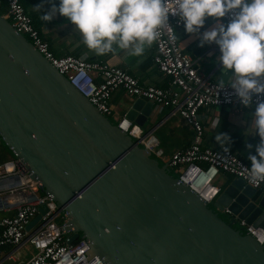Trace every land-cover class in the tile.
<instances>
[{
	"label": "water",
	"instance_id": "water-1",
	"mask_svg": "<svg viewBox=\"0 0 264 264\" xmlns=\"http://www.w3.org/2000/svg\"><path fill=\"white\" fill-rule=\"evenodd\" d=\"M152 110L136 98L126 117L143 126ZM0 137L67 214L71 241L86 238L106 264H264V246L233 225L264 229V195L235 178L213 210L1 13ZM227 210L229 222L219 214Z\"/></svg>",
	"mask_w": 264,
	"mask_h": 264
},
{
	"label": "built area",
	"instance_id": "built-area-1",
	"mask_svg": "<svg viewBox=\"0 0 264 264\" xmlns=\"http://www.w3.org/2000/svg\"><path fill=\"white\" fill-rule=\"evenodd\" d=\"M23 1L0 0V13L103 115L113 116L112 95L116 90L123 89L128 96L170 108L172 114H178L185 120L194 130L193 142L174 152L165 163L168 169L174 168L178 179L207 204L216 202L222 192V188L216 184L221 174L242 178L257 190L264 191V182L250 179V167L228 145L227 152L221 145L218 148L202 145L205 127L201 111L204 108L244 105L230 86L219 89V83L211 80L200 64L182 50L177 28L183 22H178L176 16L170 15L169 22L161 27L158 39L153 43L155 63L170 78L169 85L145 86L124 69L106 62L72 55L57 56L34 25ZM117 125L154 155H161L156 136L145 133L142 126L126 115L120 117ZM3 146L4 141L0 137V147ZM0 202V212L6 214L0 217V264L4 260L14 259L13 251L27 241L36 251L23 264H106L99 256L89 255L90 245L86 238L80 236L71 241V232L64 231L69 217L59 208L52 194L41 192L39 182L14 155L0 162ZM43 207L45 211L41 219L29 229L28 226ZM238 223L264 246L262 227L248 224L244 219H238ZM8 246L13 249L5 253L4 248Z\"/></svg>",
	"mask_w": 264,
	"mask_h": 264
},
{
	"label": "clouds",
	"instance_id": "clouds-1",
	"mask_svg": "<svg viewBox=\"0 0 264 264\" xmlns=\"http://www.w3.org/2000/svg\"><path fill=\"white\" fill-rule=\"evenodd\" d=\"M57 14L66 17L83 37V43L97 56L123 51L142 57L158 39L160 29L170 15L183 22L186 33L198 37L200 46L215 44L222 72L228 73L227 84L242 105H255L252 125L246 135L259 137L247 144L250 179L264 182V0H58L42 16L51 21ZM214 18L204 28L207 18ZM203 29V31H202ZM219 121L213 123V127ZM228 151L231 137L215 135Z\"/></svg>",
	"mask_w": 264,
	"mask_h": 264
},
{
	"label": "crops",
	"instance_id": "crops-1",
	"mask_svg": "<svg viewBox=\"0 0 264 264\" xmlns=\"http://www.w3.org/2000/svg\"><path fill=\"white\" fill-rule=\"evenodd\" d=\"M53 2L58 3L53 0L23 1L34 25L42 32L43 37L48 41L52 51L57 56L72 55L87 60L106 62L124 69L145 86L167 87L169 85L170 78L162 73L155 63V47L153 44L146 49L142 57L128 56L120 50L104 56H97L87 49L83 43V37L66 17L57 14L51 21L42 19L43 14L51 8ZM214 22V18H207L204 28L211 27ZM177 34L182 50L200 64L203 72L211 80L218 83L223 80L225 84L228 83L230 76L228 73L222 72V65L217 60L220 55L217 45L213 43L201 47L199 38L186 33L183 25L177 28ZM135 99V97L128 96L123 89L116 90L110 101L113 115L117 114L119 117L126 115L129 110V103ZM254 109L255 105L204 108L201 111L204 116L203 124L205 127L202 145L209 148H218L220 144L215 140V135L227 133L231 137L228 146L250 167L247 156L249 151L254 153L255 148L248 149L246 145L250 143L255 146L259 142L258 136L246 135V130L250 129L252 125ZM171 112L172 109L170 108H162L153 104L152 113L142 126L145 133L150 132L158 139L161 155L156 154L155 157L163 160L164 163L174 152L186 148L194 139V130L178 114H172ZM120 113L121 115H119ZM215 121H219V124L213 127ZM0 149L2 148L0 147ZM11 157L13 156L9 154L8 159ZM235 178L229 176V174H221L217 178L216 184L223 188L228 186ZM263 195L264 191L258 190L257 200ZM4 215H6L4 212H0V217ZM229 215L231 216L230 219L235 218L230 213ZM236 221L238 222V219ZM12 249L8 246L4 248V251L9 253ZM35 251L34 246L27 241L13 251L14 259L4 260L3 264H23L34 255Z\"/></svg>",
	"mask_w": 264,
	"mask_h": 264
},
{
	"label": "rangeland",
	"instance_id": "rangeland-1",
	"mask_svg": "<svg viewBox=\"0 0 264 264\" xmlns=\"http://www.w3.org/2000/svg\"><path fill=\"white\" fill-rule=\"evenodd\" d=\"M119 115H121V113H120ZM109 118H110V120H111L113 123H115V124H117V123H118V120L120 119V117H119L117 114H115V115H113L112 117H109ZM144 129H145V127H144ZM2 148H3V147H2ZM151 155L155 157L154 153H152V152H151ZM160 162H161L162 164H165V163L163 162V160H160ZM168 170H169V172H170V174H171L172 176L178 178V173L176 172V170H175L174 168H169ZM214 203H215V202H214ZM214 203L210 204V207H211L213 210H215V211L218 212V209L215 207V204H214ZM219 214L221 215V217H223V218H224L226 221H228V222L232 220V219H230L231 216L229 215V213L219 212ZM233 225H234L235 228H237V229H239L240 231L246 233L245 229H244V228H243L238 222H235Z\"/></svg>",
	"mask_w": 264,
	"mask_h": 264
},
{
	"label": "trees",
	"instance_id": "trees-1",
	"mask_svg": "<svg viewBox=\"0 0 264 264\" xmlns=\"http://www.w3.org/2000/svg\"><path fill=\"white\" fill-rule=\"evenodd\" d=\"M1 12V11H0ZM2 148V147H1ZM12 151L4 145L2 149H0V162H3L8 159L9 154L13 156ZM232 176V175H229ZM226 186H224L222 189H224Z\"/></svg>",
	"mask_w": 264,
	"mask_h": 264
},
{
	"label": "bare ground",
	"instance_id": "bare-ground-1",
	"mask_svg": "<svg viewBox=\"0 0 264 264\" xmlns=\"http://www.w3.org/2000/svg\"><path fill=\"white\" fill-rule=\"evenodd\" d=\"M0 206H1V202H0Z\"/></svg>",
	"mask_w": 264,
	"mask_h": 264
}]
</instances>
